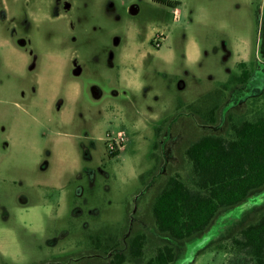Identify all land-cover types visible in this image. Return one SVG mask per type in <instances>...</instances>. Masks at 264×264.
Masks as SVG:
<instances>
[{"label": "rangeland", "instance_id": "1", "mask_svg": "<svg viewBox=\"0 0 264 264\" xmlns=\"http://www.w3.org/2000/svg\"><path fill=\"white\" fill-rule=\"evenodd\" d=\"M170 1L0 0V264H108L135 232L126 264L162 244L172 264L243 259L228 244L264 187L185 239L151 205L170 175L192 185L185 148L226 113H264V0Z\"/></svg>", "mask_w": 264, "mask_h": 264}, {"label": "trees", "instance_id": "2", "mask_svg": "<svg viewBox=\"0 0 264 264\" xmlns=\"http://www.w3.org/2000/svg\"><path fill=\"white\" fill-rule=\"evenodd\" d=\"M155 1L171 6L179 3ZM247 75L246 69L243 70L242 77L245 79ZM215 92L201 99L208 102L204 112L208 111L205 119L210 123L217 121L218 105L212 98L217 97ZM192 110L205 115L195 107ZM226 119L225 135L204 133L185 148L192 185L177 174L170 175L152 200L158 230L172 238L185 239L204 231L221 208L236 206L251 192L264 187V113L254 119L235 121L229 112ZM146 239L144 232H135L128 238L127 249L115 251L108 264H126L130 259L142 257ZM228 246L243 255L239 264H264V211L243 226ZM218 248L228 247L220 244ZM175 258L174 247L162 244L141 264H172Z\"/></svg>", "mask_w": 264, "mask_h": 264}, {"label": "water", "instance_id": "3", "mask_svg": "<svg viewBox=\"0 0 264 264\" xmlns=\"http://www.w3.org/2000/svg\"><path fill=\"white\" fill-rule=\"evenodd\" d=\"M135 9H136V6L133 5V6L131 7V11L133 12Z\"/></svg>", "mask_w": 264, "mask_h": 264}]
</instances>
